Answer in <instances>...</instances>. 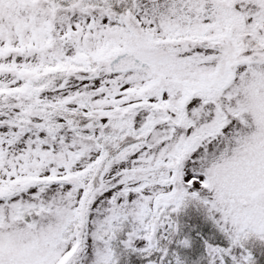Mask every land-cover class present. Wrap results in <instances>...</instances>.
<instances>
[{
	"label": "snow or ice",
	"instance_id": "obj_1",
	"mask_svg": "<svg viewBox=\"0 0 264 264\" xmlns=\"http://www.w3.org/2000/svg\"><path fill=\"white\" fill-rule=\"evenodd\" d=\"M264 0H0V264H260Z\"/></svg>",
	"mask_w": 264,
	"mask_h": 264
},
{
	"label": "trees",
	"instance_id": "obj_2",
	"mask_svg": "<svg viewBox=\"0 0 264 264\" xmlns=\"http://www.w3.org/2000/svg\"><path fill=\"white\" fill-rule=\"evenodd\" d=\"M256 255L260 257V264H264V246L257 245ZM121 264H128L127 258H121Z\"/></svg>",
	"mask_w": 264,
	"mask_h": 264
}]
</instances>
